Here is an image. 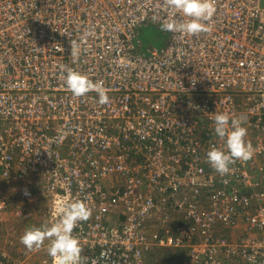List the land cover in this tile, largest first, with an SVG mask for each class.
I'll return each mask as SVG.
<instances>
[{"label":"built area","instance_id":"obj_1","mask_svg":"<svg viewBox=\"0 0 264 264\" xmlns=\"http://www.w3.org/2000/svg\"><path fill=\"white\" fill-rule=\"evenodd\" d=\"M215 6L208 31L162 30L143 50L144 27L187 19L167 0H0V180L32 179L49 223L58 201L87 203L82 264H152L162 247L184 264H264V0ZM68 67L110 101L73 96ZM216 112L253 146L224 176L206 159L223 147Z\"/></svg>","mask_w":264,"mask_h":264},{"label":"clouds","instance_id":"obj_2","mask_svg":"<svg viewBox=\"0 0 264 264\" xmlns=\"http://www.w3.org/2000/svg\"><path fill=\"white\" fill-rule=\"evenodd\" d=\"M167 4L187 19L179 23L175 20L160 22V28L166 32L195 35L208 31L209 25L205 22L211 21L216 13L215 0H167ZM88 34L85 33L81 39ZM70 45V56L75 58L80 53V44L70 40ZM65 86L75 97L95 92L99 104L104 105L110 101L102 81H93L71 67L66 68ZM213 131L223 141V147H211L206 152V159L221 176L231 171L230 166L236 160L248 161L252 158L253 146L246 141L247 128L239 118L227 112H216ZM55 214L58 219L51 223L27 227L20 237L21 243L28 250H35L48 241L46 251L52 258V264H82V248L78 237L74 235V229L81 221L89 219L91 209L80 199L61 200L55 205Z\"/></svg>","mask_w":264,"mask_h":264},{"label":"rangeland","instance_id":"obj_3","mask_svg":"<svg viewBox=\"0 0 264 264\" xmlns=\"http://www.w3.org/2000/svg\"><path fill=\"white\" fill-rule=\"evenodd\" d=\"M141 39L143 41V50L148 49L150 46L161 47L164 43L162 29L157 26L144 27L141 31ZM8 180H0V197H3L8 202L5 213H0L4 215H0V255L4 253L7 255L6 260L8 262L17 261L19 262L18 264H46L43 262V258L48 257L46 251L48 241L44 242L43 247L35 250H28L20 241V237L27 227L49 223L46 220V204L42 200L36 204V202H32L28 198L33 192H36V186L34 184L31 185L33 180L29 177L24 180H15L13 178ZM22 199L25 202H21ZM25 203L28 206L32 204V209L23 207ZM34 205L36 209L33 211ZM21 210L24 213H31L27 217H22L19 215ZM163 252L160 251L159 254H163ZM150 255L157 258V254L153 251V253L149 254L150 261ZM163 259L165 257L160 259L161 264ZM181 259L183 260L182 257Z\"/></svg>","mask_w":264,"mask_h":264},{"label":"crops","instance_id":"obj_4","mask_svg":"<svg viewBox=\"0 0 264 264\" xmlns=\"http://www.w3.org/2000/svg\"><path fill=\"white\" fill-rule=\"evenodd\" d=\"M33 184L34 183H32L31 185H33ZM21 202H25V201L22 199ZM23 207H28V209H32V204L30 206H28L25 203L23 205ZM34 209H36L35 205H34L33 211H34ZM3 213H5V212H3ZM0 215L4 216L2 214H0ZM33 216H34V214H33ZM153 251H154V253L157 254V258L151 256L153 254L150 255L152 264H161L160 259L164 258V257H165V259H163L162 264H180V263H182L181 257L184 255V251L181 249L177 251L176 249L174 250L170 247H162V248H157ZM153 251H152V253H153ZM160 251H164L163 254H159ZM178 258H180V259H178Z\"/></svg>","mask_w":264,"mask_h":264},{"label":"trees","instance_id":"obj_5","mask_svg":"<svg viewBox=\"0 0 264 264\" xmlns=\"http://www.w3.org/2000/svg\"><path fill=\"white\" fill-rule=\"evenodd\" d=\"M182 258H183V256H182ZM182 263H183V261H182ZM182 263H181V264H182ZM183 264H184V263H183Z\"/></svg>","mask_w":264,"mask_h":264}]
</instances>
